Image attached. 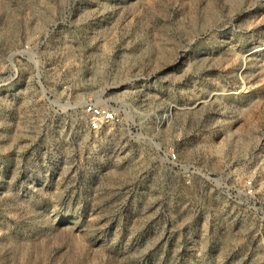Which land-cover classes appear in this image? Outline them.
I'll return each instance as SVG.
<instances>
[{
  "label": "rangeland",
  "instance_id": "374dc122",
  "mask_svg": "<svg viewBox=\"0 0 264 264\" xmlns=\"http://www.w3.org/2000/svg\"><path fill=\"white\" fill-rule=\"evenodd\" d=\"M0 264H264V0H0Z\"/></svg>",
  "mask_w": 264,
  "mask_h": 264
},
{
  "label": "built area",
  "instance_id": "2783aa9c",
  "mask_svg": "<svg viewBox=\"0 0 264 264\" xmlns=\"http://www.w3.org/2000/svg\"><path fill=\"white\" fill-rule=\"evenodd\" d=\"M81 111L87 128L93 133L102 132L105 128L118 122V112L115 107L96 98L94 95L84 97ZM169 161L176 162L174 154H170Z\"/></svg>",
  "mask_w": 264,
  "mask_h": 264
}]
</instances>
